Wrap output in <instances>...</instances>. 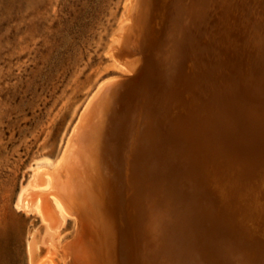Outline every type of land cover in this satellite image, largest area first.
Masks as SVG:
<instances>
[{
  "label": "rangeland",
  "instance_id": "obj_1",
  "mask_svg": "<svg viewBox=\"0 0 264 264\" xmlns=\"http://www.w3.org/2000/svg\"><path fill=\"white\" fill-rule=\"evenodd\" d=\"M263 3L0 0V264H264ZM104 83L95 199L52 173L37 251L19 194Z\"/></svg>",
  "mask_w": 264,
  "mask_h": 264
},
{
  "label": "bare ground",
  "instance_id": "obj_2",
  "mask_svg": "<svg viewBox=\"0 0 264 264\" xmlns=\"http://www.w3.org/2000/svg\"><path fill=\"white\" fill-rule=\"evenodd\" d=\"M262 5H261V7H262ZM262 8L264 9V7H262ZM129 9H131V7ZM249 23H251V22H249ZM245 24L246 23H244V25ZM130 26L131 25H130V21H129L128 25L124 26L122 28L121 32L123 33L125 31H128L129 29L128 30H126V29H127V27L130 28ZM252 26H251V28H252ZM253 32H256V31H253ZM123 35H125V34H123ZM245 39H248V38L246 37ZM255 42L257 43L256 40H255ZM105 85H106V83L100 85V87L92 95V97L89 99V101L87 102V104L83 108V110L79 116V119H78L76 125L74 126V128L71 132V135L67 141L63 156H62L61 160L58 162L56 169L52 170L48 166L34 167L28 184L21 190V192L19 194L17 207L20 210H23L28 214L36 213L37 215H39L42 219V223L45 226V230H46L45 232L46 233H44V234L46 235V237L43 238L45 240L44 241L38 240V242H35V244H34V247L37 251H40L42 249L43 244H44V246L45 245L54 246V244H53L54 239H55L54 234H56L55 232H57V230L59 228V227H56L55 225H53V222H51L50 220H48L46 218L45 200L41 195V192H43V191L50 192L51 190H53L54 179H53L52 173H55V174L60 173L59 185L61 186L62 193L64 194V196L67 199H69L71 197L73 200H75V199L78 200L79 199L78 197L83 196L84 201H87L88 199L87 200H85V199L88 197V195H89V197L93 198V196L92 195L90 196V194H92L91 192L95 189H92V191L90 192L91 189L89 188V182L91 183V181H92L91 178H92L93 172L95 170L98 171V169H96V165H97V162L99 159L98 152H97V150H98L97 146H98L99 138H101V135H102L101 126L103 124V120L105 118L107 108L111 102V94H112V92H111L112 90L109 89L108 87H105ZM97 168H98V166H97ZM97 174L98 173H96V175ZM95 179H97V181L96 180H93V181H96V183H97L98 178H95ZM92 183L96 184L95 182H92ZM91 188H95V186H92ZM95 193H93V194H95ZM78 195H80V196H78ZM73 196H74V198H73ZM93 199H95V198H93ZM93 199H92L93 202L91 201V203H90V201H89L90 206L95 204V200H93ZM55 200L57 201L56 207H57L58 216H59L60 225H61V224H63V222L66 221L65 220L66 216H68L69 214L67 212L65 204L57 198H55ZM73 200H71V202ZM33 240H34V238H33ZM32 242H34V241H32ZM32 247H33V245H32V243H30L28 245V252H29L31 263H32L31 260L34 259L33 258L34 255L32 256V250H33ZM55 247H56V245H55Z\"/></svg>",
  "mask_w": 264,
  "mask_h": 264
}]
</instances>
